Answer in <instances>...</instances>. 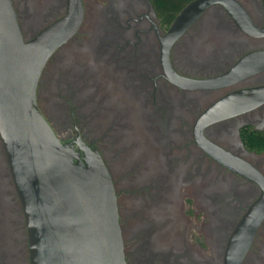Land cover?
I'll list each match as a JSON object with an SVG mask.
<instances>
[{"label":"flooded vegetation","instance_id":"af4514ba","mask_svg":"<svg viewBox=\"0 0 264 264\" xmlns=\"http://www.w3.org/2000/svg\"><path fill=\"white\" fill-rule=\"evenodd\" d=\"M11 1L24 40L68 7V0ZM80 4L78 27L39 73L35 102L61 143L101 157L126 264H225L252 206L263 211L239 264H264V0L210 2L166 51L161 39L186 4L168 22L150 0ZM170 69L198 82H175ZM216 104L229 114L201 121ZM184 203L191 213L195 203L202 209V243L197 225L178 213ZM208 218L219 231L209 232ZM0 264H30L1 135Z\"/></svg>","mask_w":264,"mask_h":264},{"label":"water","instance_id":"95a60500","mask_svg":"<svg viewBox=\"0 0 264 264\" xmlns=\"http://www.w3.org/2000/svg\"><path fill=\"white\" fill-rule=\"evenodd\" d=\"M212 1L192 0L179 11L161 39L164 51ZM81 17L80 0H68L62 17L24 40L12 1L0 0V135L25 214L30 264H126L116 196L101 157L79 144L80 157L61 143L35 102L47 57L74 33ZM168 73L175 82H198ZM221 107L216 104L200 120L229 114ZM262 211L252 206L237 224L239 246L225 264H239Z\"/></svg>","mask_w":264,"mask_h":264},{"label":"rangeland","instance_id":"374dc122","mask_svg":"<svg viewBox=\"0 0 264 264\" xmlns=\"http://www.w3.org/2000/svg\"><path fill=\"white\" fill-rule=\"evenodd\" d=\"M185 202V201H184ZM194 210L195 212L194 213H191L190 212V209H191V205L189 203H184L180 206V209H179V214H183V217L185 219V223L187 225H192V224H195L197 225V229L196 230H193L194 231V237L196 239V241L198 240V243H202L201 241L205 238V231H204V225L202 224V209L198 206L197 203L194 204ZM180 214V215H181ZM216 217H219V215H216ZM231 224V221L227 223V227L228 225ZM206 226L208 227V230L209 232L211 233V230L214 229L215 227L218 228V226H220V222L218 223H214L213 220H211V218H208L207 219V224ZM216 230L219 231L220 228H218ZM218 241H216V250L219 249V246H220V239L217 238Z\"/></svg>","mask_w":264,"mask_h":264},{"label":"trees","instance_id":"16d2710c","mask_svg":"<svg viewBox=\"0 0 264 264\" xmlns=\"http://www.w3.org/2000/svg\"><path fill=\"white\" fill-rule=\"evenodd\" d=\"M157 13L163 17L166 22L170 21L172 17L190 0H150ZM264 147V145H263Z\"/></svg>","mask_w":264,"mask_h":264}]
</instances>
